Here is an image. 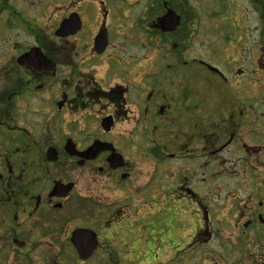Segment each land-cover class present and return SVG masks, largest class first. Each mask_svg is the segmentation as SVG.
<instances>
[{
	"label": "flooded vegetation",
	"instance_id": "1",
	"mask_svg": "<svg viewBox=\"0 0 264 264\" xmlns=\"http://www.w3.org/2000/svg\"><path fill=\"white\" fill-rule=\"evenodd\" d=\"M113 1L0 0V264H158L160 258H165L164 264H183L181 258L195 257L200 264L201 259L219 264L229 258L230 264H264V0H249L258 11L252 16L228 17L235 33L221 46H208L206 60L193 59L186 68L192 69L189 77L174 78L170 87L157 78L154 89L146 81L133 89L131 66L123 57L110 58L111 36L122 29L123 20L107 21L119 16L110 10ZM59 6L64 9L52 21L51 9ZM156 7L160 13L153 15L146 29L176 52L178 44L172 38L182 31V17L170 0H157ZM166 9L180 17L172 32L152 27ZM93 13L98 15L94 21ZM71 14L78 18L76 33L57 36L60 24ZM103 31L107 46L97 53L94 38ZM21 35L34 38L33 43L22 44L25 41L17 40ZM78 39H88V45L78 46ZM71 40L75 46L68 48ZM4 48L16 50L8 62L2 61ZM36 48L52 61V70L18 62ZM71 53L76 56L74 63L68 61ZM79 54H89L83 65L108 59L111 69L103 73L106 81L80 74ZM115 73L122 84L110 85ZM151 73L145 72L147 81ZM154 96L158 99L152 106ZM131 106L143 116L150 107L156 116L154 147L149 152L155 191H148L146 183L136 184L132 165L119 153L123 148L113 136L116 126L129 119ZM92 110L99 116L97 135L86 137L81 146L78 126L64 132L59 115ZM105 117L111 118L109 131L101 126ZM95 140L110 144L122 157L121 164L108 163L110 150L93 160L65 150L68 141L78 153ZM49 149H54V158L47 156ZM78 167L95 171L87 189H78ZM211 180L220 181L217 189H210ZM220 191L223 206L232 202L228 221H215L205 200ZM159 193L172 199L166 207ZM148 197L157 203L153 217L165 207L169 212H163L164 218L168 220L170 214L177 219L179 206L174 209L173 203L182 200L197 220L188 238L179 237L178 222L172 219L160 225L164 231L159 245L164 249L155 261L145 239ZM93 210L94 215H84L83 221V213ZM78 229L95 234L93 252L85 259L71 241ZM224 230L228 236H221Z\"/></svg>",
	"mask_w": 264,
	"mask_h": 264
},
{
	"label": "rangeland",
	"instance_id": "2",
	"mask_svg": "<svg viewBox=\"0 0 264 264\" xmlns=\"http://www.w3.org/2000/svg\"><path fill=\"white\" fill-rule=\"evenodd\" d=\"M156 2L157 0H114L113 3L110 4V7L112 6L110 10H114L115 14H118L119 16H115L114 18L108 17L107 21L112 22L113 24L114 21L117 22V19L123 18L122 23L119 24L122 26V29L119 28L115 30V34L111 36L110 42V44L113 46V49L119 48L120 54H114L112 49L110 52V58L116 59L117 57H123L128 62V65L131 66L130 72L133 89L138 88L139 85L137 83L139 81H146L150 85V89H154L157 85V78L158 80L160 79V82L170 87L174 78L177 79L189 77L192 69L189 70L186 68H189L190 62L193 59L200 61H203V59L206 60V56L208 55V46H221L222 44H225L226 41L228 42V35L235 33L234 24L227 20L228 17L231 16L235 20L239 19V15L242 14H249L252 16L255 13H258L249 0H172V7L184 20L181 33L172 38V40H176L178 44L177 50L175 52L170 49V43L165 44L163 42V44H165L163 45L162 42L157 39L158 35H152L153 32H149V30L146 29L148 28V23L153 18V15L156 12L160 13V10H158L156 7ZM63 9L64 7L62 6H59L58 8L52 7V21L60 15L59 11ZM92 16L94 17L93 21L98 19L97 13H93ZM115 27L116 24L113 26V28ZM227 30L229 31V34L226 33ZM182 34L185 35L183 38L180 37ZM17 40L25 41L22 42V44H32L34 38L21 35L18 36ZM84 44L88 45V39H78V46ZM66 46L68 48L74 47V40L69 41ZM228 50L231 51V49ZM3 51L5 53L2 55V61L8 62L12 57L15 56L14 52L16 50L4 48ZM88 55L89 54L78 55V67L80 74L85 76L88 75L89 77L94 76L96 80L102 78L106 81L107 76H104L103 73L106 69H111L107 64L108 59L103 61L92 59V63L90 65H83L85 58ZM68 61L72 63L76 62V56L74 53H71ZM175 62H179L180 65H173ZM110 63L112 64V62ZM183 63H186V65H182ZM169 65H171L170 68L172 69H162V71L160 70L161 68L167 67ZM139 68L143 69V73L138 74ZM149 69L152 73L151 78L147 81L146 77L149 74L145 75V72H148ZM174 69H178L177 72L179 74L177 76L174 75ZM67 71H69V69H67ZM66 77H68V74H66ZM112 78L114 79V82H112L110 85L115 82L122 84L120 76L116 73ZM112 78L110 74L109 80H112ZM150 89L147 90L146 94L148 91H150ZM133 99L134 96L130 94L129 100ZM157 99L158 98L154 96V98L151 100L152 106L155 105ZM130 102L132 103L133 101ZM142 104H144V102ZM131 109L132 114L130 115L129 119L116 126L113 136H116L119 139L120 143L118 146L123 148V151L119 150V153L122 154V156L124 155L125 159L127 161L129 160L132 165L136 184L141 186L146 183L148 191H155L156 183L154 179V164L150 160L152 154H149V152L150 149L154 147V141L152 140L154 139L153 125L156 123V116L154 112L150 110V107L148 113L144 114V116L143 111L138 109L135 111L133 106H131ZM59 116L62 118L61 124L63 128L61 129L64 132L66 129L67 131L70 129L74 130L78 126V143L81 146L84 145L86 137L90 136L89 138H91L97 135L99 116L97 117L95 110H92V112L89 114L83 111L82 113H78V115L75 113H63ZM90 174L95 175V171L78 167V189L89 188L90 184L88 180L90 178ZM210 182V189L215 190L217 189L218 185H220L219 180L216 182L211 180ZM104 194L108 195L109 193L105 190ZM242 194L243 191L238 193V195ZM167 196L169 195H160L159 193V197L163 202L162 205L165 207L168 202L172 200ZM221 196L222 191H220L219 195L214 196L213 194L211 197L205 198V200H207V203L210 205V207H212V212H214L215 218L217 219L215 221H221L223 218L228 221V217L233 211V209H229V207L232 205V202L230 201V206H223L222 202L224 199ZM154 201L155 200L152 197H148L147 199L146 210L149 220L147 221L145 229L147 251L150 253L149 257L153 261H155L159 256L160 250L164 249L162 244H160L161 246L159 245L160 241L162 242L161 230H163V228H161V226L166 225L168 220L170 221L173 218H169L170 214L168 220L164 218L163 212H169V209L165 207H160L161 214H157L153 217V213L158 211L156 207L157 203ZM181 201L182 200H179L177 205H174L173 203L174 209L175 207L179 206L177 209L179 214L178 217L176 216L177 219H172V222L176 221L175 224L178 222V232L180 231L179 237L188 238L187 234H190L194 231V228L196 227L195 222L197 220H195V217L190 213V211H188L187 208H185L187 203ZM181 203H185V206H181ZM95 212V210L87 213L84 212L82 216L83 221L86 220L84 215H89L92 217ZM150 217L153 218L150 219ZM179 224H182L184 227ZM227 232V230H224V232L221 233V236H228ZM165 237L166 236L163 238ZM180 243H182V240L179 239L178 244ZM195 258L196 259L189 261L185 260V258H181L184 260L181 263L200 264L201 262H199V258ZM201 260L204 261L202 262L203 264H208L210 262V260L207 262H205L203 259ZM230 261L231 258H229L227 261H219L218 263L226 264L227 262V264H230ZM164 262L165 258H160V260H158V264H164ZM89 264H91V262Z\"/></svg>",
	"mask_w": 264,
	"mask_h": 264
},
{
	"label": "water",
	"instance_id": "3",
	"mask_svg": "<svg viewBox=\"0 0 264 264\" xmlns=\"http://www.w3.org/2000/svg\"><path fill=\"white\" fill-rule=\"evenodd\" d=\"M180 23V17L171 9H167L166 12L160 16L157 17L156 20L153 23V26L155 29H159L162 32H172L177 29ZM78 28V18L76 14H71L69 17L62 21L60 24L58 30L55 32V34L59 37H66L69 35H73L76 33ZM107 46V39H106V33L100 32L95 38H94V50L97 53H101ZM18 62L24 63L27 62L32 65H36L37 70H45L49 71L53 69V63L52 61L48 60L45 56L42 55V53L39 51V49H31L28 53L20 56L18 58ZM65 99V96H63V99ZM58 107H60V102L58 104ZM110 117H105L101 119V126L104 131H109L110 126L112 124ZM65 150L69 154L78 155V157L82 158L83 160H93L97 157V155L102 151L110 150L111 154L107 157L108 163H110L111 166L114 164L115 166L120 165L122 162V157L119 154H116L113 152V148L108 143H103L101 141L95 140L93 141L84 151L82 152H73V145L70 141L67 142L65 146ZM54 149H49L47 151V156L54 158ZM82 161L79 163L81 164ZM77 233V232H76ZM76 235V234H75ZM72 243L76 250L78 251V254L81 256L82 259L88 258L92 252L95 245V234L89 230V229H78V233L76 236L72 238Z\"/></svg>",
	"mask_w": 264,
	"mask_h": 264
},
{
	"label": "trees",
	"instance_id": "4",
	"mask_svg": "<svg viewBox=\"0 0 264 264\" xmlns=\"http://www.w3.org/2000/svg\"><path fill=\"white\" fill-rule=\"evenodd\" d=\"M170 1H172V0H170Z\"/></svg>",
	"mask_w": 264,
	"mask_h": 264
}]
</instances>
